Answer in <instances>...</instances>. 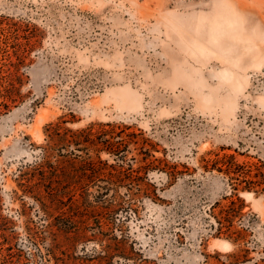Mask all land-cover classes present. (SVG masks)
<instances>
[{"label":"rangeland","instance_id":"1","mask_svg":"<svg viewBox=\"0 0 264 264\" xmlns=\"http://www.w3.org/2000/svg\"><path fill=\"white\" fill-rule=\"evenodd\" d=\"M15 72L23 98L0 116V264H50L47 249L94 264L122 235L139 264H264V189L238 187L234 242L210 227L235 200L231 181L202 168L228 154L264 176V0H0V73ZM59 117L73 129L126 125L155 146L150 186H119L133 209L123 232L110 214L65 201L46 216L24 196L20 174ZM29 229L46 237L45 260L32 257Z\"/></svg>","mask_w":264,"mask_h":264},{"label":"trees","instance_id":"2","mask_svg":"<svg viewBox=\"0 0 264 264\" xmlns=\"http://www.w3.org/2000/svg\"><path fill=\"white\" fill-rule=\"evenodd\" d=\"M5 78L9 79L5 80L4 84ZM21 87V74L0 73V116L8 112L12 104L23 98ZM68 122L59 117L57 122H50L44 126L45 140L39 146V160L27 164L23 175L20 174L24 196L31 198L36 203L38 212L46 216H50L53 210L62 209L61 204L65 201H70L73 205L71 207L79 211L85 210L89 214L92 212L110 214L112 218L107 225L109 227L115 225L123 232V226L131 217L130 212L133 209L125 195L120 192L119 186L128 182H137L140 186L149 185L147 174L150 169L145 167L159 164L162 160L154 157L152 151L155 146L147 138L129 131L126 125L95 122L83 128L73 129L67 126ZM133 149L136 150V156L129 157ZM142 149H146L147 152H142ZM102 154L108 157L104 159ZM202 162L204 171H217L228 176L231 181L230 195L235 197L228 205L210 206L212 210L220 207L217 213L212 214L210 227L218 235L225 234L229 238L233 237L234 242H238L241 239L239 231L233 229L234 220L241 215L243 207V202L237 194L238 187L241 186L243 190L248 191L262 187L263 190L264 176L258 167L252 170L249 165L239 163L233 155L203 158ZM133 164H136V167H133ZM166 171L172 179L182 173L174 168ZM138 197L141 199L142 195L138 194ZM66 211L71 215L74 213L70 206ZM79 233L81 238H87L86 233ZM126 237L122 235L121 238L116 236L109 238L108 245L103 246L104 250L97 255L94 264H113L115 257L119 258L116 264L146 263L147 259L134 248V243L127 244ZM45 238L44 234L29 229L27 240L30 246L34 247L35 253L32 254L34 259H46L39 248V242ZM13 239L12 235L9 245H12ZM17 251L18 257H21L23 250L20 246ZM47 251L52 258L50 264H81L75 263L78 258L70 259L68 256V260H58L53 252L49 249ZM247 252L246 248H242L229 257L231 261H238L240 255L244 256L241 253Z\"/></svg>","mask_w":264,"mask_h":264}]
</instances>
